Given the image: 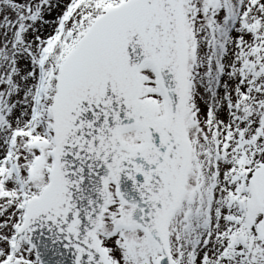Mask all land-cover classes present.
Masks as SVG:
<instances>
[{"label": "snow or ice", "instance_id": "1", "mask_svg": "<svg viewBox=\"0 0 264 264\" xmlns=\"http://www.w3.org/2000/svg\"><path fill=\"white\" fill-rule=\"evenodd\" d=\"M0 264H264V0H0Z\"/></svg>", "mask_w": 264, "mask_h": 264}]
</instances>
